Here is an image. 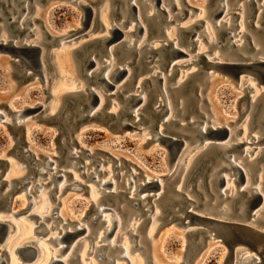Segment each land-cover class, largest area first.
I'll return each instance as SVG.
<instances>
[{
	"label": "rangeland",
	"instance_id": "374dc122",
	"mask_svg": "<svg viewBox=\"0 0 264 264\" xmlns=\"http://www.w3.org/2000/svg\"><path fill=\"white\" fill-rule=\"evenodd\" d=\"M27 2V0H24ZM23 1V2H24ZM40 1V0H39ZM36 1V0H30L29 9L26 15V21L24 22L23 26L30 29V27H37L34 35H28V32L24 30L18 37H16L18 40H25L28 41L35 40L37 38V34L39 36L44 38V41L46 39V35L49 33L51 36H56V33L59 31H74V29L81 28L82 25H80L82 16H81V10L74 4L69 2L68 0H47V1ZM124 3H126V0H123ZM137 3H141L142 0H136ZM216 0H213V3H207V0H181L179 1V8L173 9L171 8L169 15H173L175 13L179 12V9H182L186 12L185 17L183 18H177L174 17L172 19V22L170 23H162V25H165V28L169 31H173L174 35L170 33L171 38L175 37L174 39L177 41V33H179L178 27H184L185 25L195 23L198 25L196 27L198 30H202L203 25L199 22H194L196 20L205 21L210 24V26L213 28V32H217L218 30L213 26V21L210 19V17H205V19L200 18L203 14L196 15V11L198 10V7L203 6L204 11L208 12L209 10H212L213 7L217 4L215 2ZM235 0H227V7H228V14L222 17L221 21H228L230 22L231 18L237 20V16L235 14H238L239 9L237 8V4L241 3V0H238V3L234 4ZM10 4H12L13 8L16 10L12 13V16H17L18 13V6L19 3H14L12 0H8ZM81 4L88 5L90 3V7L92 10L97 12V21L98 25L96 24L93 26L92 24L89 25L87 28L83 29L79 33H76L75 35H72L67 39L68 41H63L61 45H50L47 47V52L53 51L52 55L49 58V62L52 63V66L49 68L44 69V77L45 83L47 84V93L49 94L48 97H45L43 94L42 88L44 87V83L38 79V77H31L27 80H20L19 78H16L15 74L13 73L12 69V61H16L17 59H14V57H11L9 53H3L0 51V110L4 111L6 114L5 119L7 121L2 122L0 119V180H5V183L1 184L0 186V196L3 194L7 189L10 188L11 184L13 182H10V179H16L21 182H26L27 180H31L33 184L38 183H44V188L47 193V200H40L39 195H37V191L33 192V196L38 200L35 205L32 206V209L26 210L24 205V200H27L26 195L24 194L25 186L22 187L18 193H16L12 199H9L5 201V204H2V200L0 198V219H7L13 223V228H10L7 235L4 237L2 241H0V263L4 264H42L41 262L44 261V259L47 256H50V254L56 253L57 246L52 241L54 235L60 234L63 235L64 232L72 231L70 228L83 226L84 224H88V231L85 235H80L78 237V240L80 241L74 248L71 258H74L72 264H80L78 255H80L82 264H127V261L125 259H118L117 255L121 252L120 248L121 244H124V237L127 238V242L129 247L132 245L134 246L132 251H129V255L131 257L135 256V254H138L139 257L142 259L144 264H221L222 261V253H223V247L220 244H212L207 245L206 247L202 248L198 252L194 253H188L190 252V249L188 248L185 239V233L184 228L191 229L194 225H188L187 227H182L181 225L177 224L176 221L162 223V218L160 217L157 219V227L153 229V238L151 239L148 236V232L150 229L147 230L149 221H145L144 224L139 225L140 221L145 218L144 214L137 215L144 209H135L131 203H127L126 196L121 197L120 202H117L116 204H112L111 201H106L104 197V193L102 191H95L94 194H91V191L88 190L87 186H92L94 188H98L96 185H94V180H86V176L80 175L82 172V169L78 168L83 163H88L87 172L91 171L92 169L97 172V168L95 167L97 163H103L104 169L106 172L103 174L98 175V178H108L109 176L113 175L118 169H115V172L112 171V169L119 165V170L125 172V175L123 179H119L118 176L114 177V180L119 183L118 186L115 187V190L118 191H124L125 187L128 185L126 183V180L128 178V175L130 177L131 172L134 175V179L136 181H139L143 177H145V174L154 173L161 176V180L167 184V180H169L172 176H169L171 174V170L169 171L166 166V160H165V152L166 147L163 145H152L151 136L152 131L156 132V128L158 126V123L156 124L155 128H149V125L153 119L148 118L146 111L149 105L150 107H154V101L150 103L151 101V95H150V89L151 87L146 86L145 89H143V92L146 93L149 91L148 95V102L145 106H143L139 110V115H142L144 119L137 122L136 124H133L134 127L142 128L141 131H138L137 129H134L133 127H124L126 128V132L119 129L118 127L116 129H112L110 127V124L112 123L111 120L108 121H99L96 116L93 118H90L89 120H83L80 121L78 126H84L83 129L79 131L78 139H75V133L77 132V126L75 124L73 129V133L67 134L66 137V145H62L65 148V152L62 155H59L61 153V148L59 145L62 144L63 136L60 134L59 129L57 128V125L53 122H50L49 120H43L42 117L45 116L50 111L51 114L59 113L63 109V98L64 95L72 92L81 90L82 87L80 86H87L88 83L96 88V90L100 91V85L98 83H90L93 82L92 80H88L85 77H82L78 71H77V65L75 63V60L73 58V50L81 45L84 41H87L88 39L95 37V36H101L106 33L105 28L102 26H99V9L101 10V15L104 16V23L110 24V20L112 19V15H108V11L114 9L116 6V2L111 3V0H80ZM215 2V3H214ZM264 3V0H255L253 4H251L249 7H246L249 10V17L246 18L245 21H248V19H251L255 14V7L258 3ZM52 3V4H49ZM165 8H168L172 5V0L164 1ZM168 3V5H166ZM181 3V4H180ZM35 4L39 5L40 7L39 13L36 14L35 12ZM35 6V7H34ZM121 6V5H120ZM106 7V8H105ZM122 7V6H121ZM264 6L262 5V13L260 14V22L257 27L258 30L254 29L253 27V21L251 19V26L248 27L249 32L252 34H256L257 36L264 39ZM96 9V10H95ZM246 9V10H247ZM10 12V9L8 10ZM111 13V12H110ZM234 13V15L232 14ZM230 14V15H229ZM157 14H155V18ZM189 15H191L189 17ZM9 16V13L7 15H4L0 18V39L3 38H11L12 36L9 35V30L5 27L3 24V20ZM188 16V17H187ZM114 17V16H113ZM32 18H35V21L32 20ZM230 18V19H228ZM216 20V19H215ZM239 20V19H238ZM8 21V20H7ZM6 21V22H7ZM115 23H119V20L116 19L114 21ZM234 24L233 22H230ZM2 24V25H1ZM16 25V23L14 24ZM1 26H3L1 28ZM253 26V27H252ZM164 27V26H163ZM4 28V29H3ZM122 32H124L123 40L125 41H132L135 36L132 34L126 33V30L129 28L122 27ZM232 27L233 32L240 30L239 28ZM247 28V27H246ZM3 29V31H2ZM204 29V27H203ZM103 30V31H102ZM2 31V33H1ZM221 31H224L223 29L219 30V33ZM2 34V35H1ZM79 36V37H78ZM143 36H146L145 39L142 41V45H149L150 43L152 45H161L166 43V36H160V35H147L145 33ZM228 35L220 34L219 36H216L215 34V40L221 39V42L224 43V41L227 40ZM234 39L241 38L238 34L234 36ZM140 38V37H139ZM183 43L180 44L181 48H184L187 50L191 47L190 44H185V39L182 41ZM185 42V43H184ZM198 43L199 47L194 48L187 52L188 56H181L176 59H171L172 61L176 62L179 61H189V60H195L196 57L194 56L197 52H203L204 55L207 57H214L215 52L218 51L219 60L222 57L228 56L229 50L227 48L219 49L218 45L215 46H209L208 37L206 36L204 38V34L198 37ZM179 46V45H178ZM72 51V52H71ZM70 52V61L66 62L64 59V54ZM118 52V51H117ZM247 52V51H246ZM253 51L248 52L249 54H252ZM231 53V56H233ZM148 55V54H147ZM146 55V57H147ZM115 63L112 66L116 67L121 64H126L127 60L130 61V59H125L121 57V54L115 53ZM117 57L120 59H123L124 62H118ZM156 67L146 70L142 77H147L150 74L158 73L160 71L163 75L167 74V69L163 72L162 69L159 68V62L161 60V55L156 54ZM104 59V58H103ZM142 61L144 60V57H141ZM147 60V59H146ZM117 61V62H116ZM102 62L99 61V65H101ZM153 63H150L147 65V67L153 66ZM199 64H190L186 67H175L173 69L178 70V74H174L172 77H169L166 81V85L172 86L175 82L176 78L182 73L185 74L186 72H189L190 70L196 71L198 69ZM150 70V71H149ZM149 71V72H148ZM212 72V69L207 71ZM134 75V74H132ZM146 75V76H145ZM248 77H241V79L237 80V85L232 84V80L227 77V75L223 73H219L216 71H213V75L211 77L210 82H206L203 84L204 87H202V90L197 92L201 95L199 96L196 105L198 106V111L201 113V115L204 117H200L194 114H188L183 119L181 116V111L179 110V105L177 104L176 99L171 101L172 105V119L179 120V123L183 122H189L192 121L194 118H196L199 121L204 120H210L213 121V117H215V114L220 116L218 122L220 123H228L230 128L235 129L236 127L240 126L244 130V126L246 125L247 121H245L246 116L243 119H240V121L237 122L238 113L241 112L243 109V100H240V95L242 92L240 91L241 86H246L247 84L255 85V80L251 78L250 75H247ZM183 77V78H182ZM133 78V77H132ZM131 77L129 83L133 82ZM229 78V79H227ZM243 78H245L246 81H243ZM136 79V78H135ZM185 79V76H181V81ZM230 80V82H229ZM254 80V81H253ZM169 81V82H168ZM243 81V82H242ZM169 83V84H168ZM241 83V86L239 87V84ZM118 84V83H117ZM117 84L115 86H117ZM144 84L147 85L146 82ZM264 86V85H262ZM262 86L255 85L254 90H259L262 88ZM125 90L122 92V90ZM142 89V87H139L135 90L134 84L132 87H128L127 85H123L118 89V93L104 98V107H102V111H111V112H122L124 110L125 101L121 97L127 96L128 94L132 92H138ZM169 92H171L169 90ZM252 92V91H251ZM111 92H105L104 94H109ZM103 94V93H102ZM120 95V96H119ZM157 95V94H156ZM159 95H157L156 98H158ZM185 98V95L181 93V95L178 97L179 99ZM56 99H59L56 100ZM61 101V102H60ZM201 101V102H200ZM243 101V102H242ZM46 107L44 109H41L39 104H42ZM163 103V101L161 102ZM10 104L16 108L25 107L27 111L31 112L29 115H25L26 117L20 118V120H25V124L19 126L18 128H13V114L12 111H14ZM157 104V101H156ZM122 107V108H121ZM55 110V111H54ZM54 111V112H53ZM222 117H224L222 119ZM122 118H125L122 116ZM148 118V119H147ZM74 119H72L73 121ZM133 119L128 118V122L130 123ZM236 120V121H234ZM213 123L210 122V125ZM70 128V127H69ZM80 128V127H79ZM164 128V134H166L167 126H160L157 130ZM255 127H252L251 129L247 128V136L250 137L251 135L256 134ZM151 130V132H150ZM242 132L233 134L232 137L228 140V142H235L236 139L238 140L242 136ZM250 130V131H249ZM69 132V131H68ZM122 132V133H120ZM130 132V133H128ZM143 134L145 133V137L147 140L145 141L144 138L134 135V133ZM150 132V133H149ZM233 132V131H232ZM264 132V130H263ZM127 136H126V135ZM129 135V136H128ZM74 139V141H72ZM206 142H211V139H204ZM221 140V141H220ZM218 142H222L224 140H227L226 138L220 139ZM200 141L198 139H193V141H189V139H186V147L183 150V155L185 156V162H188V160H191L193 156H197L198 153H200V147L201 143L196 146L197 143ZM196 146V147H195ZM75 148L77 151L76 158L67 157L69 148ZM255 147V151H258L259 149L264 147V144L260 145H252L248 148ZM16 149L19 151L16 152ZM240 149V148H239ZM199 151V152H198ZM19 153V154H18ZM234 155L236 156L237 160H241L242 153L238 151H233ZM264 153V152H263ZM90 154V157L88 155ZM254 154V153H253ZM25 156H28L27 160H25ZM47 156H51L52 159H48ZM252 156V155H250ZM264 156V154H263ZM251 158V157H249ZM46 159H48L51 162H55L53 165L47 167V168H54L50 171H47L42 176L39 174L36 176H33V172L31 171L32 162L37 160L39 163L38 165H41ZM91 160V161H90ZM247 161V158L246 160ZM243 161V162H244ZM264 160L261 158L257 160V166L263 165ZM56 164V165H55ZM76 164V165H75ZM55 165V167H53ZM57 170V172H55ZM226 174L230 173V170H224ZM223 171V172H224ZM256 171V172H255ZM63 172H66L64 174L65 176V184L64 186L68 184H76L75 179L80 180L81 184H83V188L79 190H73L69 187L65 188L63 191L53 190L52 188H55L57 185L54 181V179L50 178V174L54 175H60ZM258 174V169L255 168V170L252 172L251 175V181L250 185H255L256 178ZM256 175V176H255ZM228 176V175H227ZM41 177V178H40ZM168 177V178H167ZM232 180L233 177H229V180ZM178 179H175V181L170 183L171 188L175 189V183ZM8 181V182H6ZM8 183V184H7ZM126 183V184H125ZM164 183L165 188L167 187ZM14 184V183H13ZM187 184V183H186ZM186 184L182 185L180 188L181 192H186ZM16 186V185H14ZM231 188L234 190H237V185L232 183ZM105 190H111L108 189ZM33 191H35L33 189ZM52 191V192H51ZM14 192V191H13ZM153 192V191H151ZM50 193L52 195L50 196ZM261 193L263 195V204L261 207H264V187L261 189ZM10 193L7 195L9 196ZM13 194V193H12ZM189 198H193L194 196L193 191L189 193H185ZM206 194V193H204ZM6 195V197H8ZM131 196V195H130ZM129 196V197H130ZM101 198L100 205L102 206H108L113 209H115V212L120 218L121 226L118 233H114V236L117 235L116 240L114 241L115 248L110 250V245H108V241H101L98 243V240L100 239V232L103 231L106 223H101L100 218H96L95 222L92 220L94 217V209L95 205L92 203L98 199V201ZM124 198V199H123ZM137 198V197H135ZM164 197H162L159 200V207H156L160 210L162 207ZM230 201V199H227L224 201L226 204ZM97 201V203H98ZM242 202V201H241ZM240 202V203H241ZM126 204V207L135 213L131 216H128L126 214H123V210L120 209V206L123 204ZM150 205V204H149ZM221 205V203L219 204ZM218 205V206H219ZM161 206V207H160ZM243 205H241L240 208H242ZM31 208V207H30ZM34 208V210H33ZM93 208V210H92ZM219 207H216L218 209ZM18 210H26L24 213H18L14 217L11 216V213L13 211ZM196 211H201L200 209H194ZM264 210V208H263ZM37 213H42L44 217H48L43 221V224L46 225V227L49 228V231L44 234H38L33 233V228L36 226L38 222H40L36 216L27 217V215H37ZM104 214L111 215L110 212H105ZM264 215V213H263ZM37 219V221H36ZM110 219V218H108ZM80 220V221H79ZM75 221V222H74ZM93 222V224H92ZM91 223V225H89ZM162 225H159L161 224ZM159 225V226H158ZM138 226V231L136 232V228ZM132 229L128 230V229ZM65 230V231H64ZM127 231V232H125ZM133 233L135 236H133ZM1 234V229H0ZM147 237L150 238L147 239ZM37 241V243H40V249L38 252V255L36 257V261H33V263H26L16 259V255H13L14 247L20 243L22 240L25 241ZM138 239V242H137ZM108 240V239H106ZM213 241H210L209 244H211ZM95 244L97 245H106L104 247H99L96 251H92L93 247L89 248L90 245ZM136 246H135V245ZM61 245H64L62 243ZM127 245V246H128ZM91 249L90 253H87ZM106 253L107 259H99V253L100 252ZM98 255V256H96ZM188 257H185V256ZM61 256H64L63 254ZM82 256V257H81ZM77 257V259L75 258ZM111 257H113L111 259ZM61 258V257H58ZM179 258V260H178ZM130 259V258H129ZM178 260V261H177ZM78 261V262H77ZM110 261V262H109ZM177 261V262H176Z\"/></svg>",
	"mask_w": 264,
	"mask_h": 264
},
{
	"label": "bare ground",
	"instance_id": "6f19581e",
	"mask_svg": "<svg viewBox=\"0 0 264 264\" xmlns=\"http://www.w3.org/2000/svg\"><path fill=\"white\" fill-rule=\"evenodd\" d=\"M23 1L24 0H21L20 2H22V3H19V6H18V13L19 14L17 15V18H16V24H18L20 27H22L23 26L22 23L24 24V22L26 21L25 17L27 15V12H28V9H29V5L28 4L30 3V2L27 3L26 1H24V2ZM68 1L71 2V3H74L79 9H80V6L83 5V4H81L80 0H68ZM121 1H123V0H121ZM164 1L166 2L168 0H164ZM179 1H181V0H172V3L170 4V5H172V10L174 8L175 9L179 8ZM217 1L220 2V3H217ZM237 1L238 0H235L234 4L238 3ZM241 1H242L241 3L237 4V8L239 9L238 14H235L237 16V20L236 19H232V18L230 20V22H233L234 24H232L230 22L228 23V21H226V22L221 21L222 17L225 16L226 14H228L227 12L229 10L227 5H226L227 2L223 3L222 0H216L215 1L217 4L213 7V10H215V11L212 14H210L211 10H209L208 12H205L203 6L198 7V10L195 13L197 16L202 13L203 15L200 18H203V19H205V17H207V18L210 17V19L213 21V26L218 30L217 32H215L216 36H219L220 34L222 35V34L225 33L226 35H228V37H227L228 39L226 40L228 46L231 44L230 48H227V50H229V53L227 54L228 56L222 57V58H220V60L218 59L219 58L218 51L215 52V55H217V56H214L212 58L205 56L203 54L204 51L203 52H197L194 55L195 57H197L196 55L200 53V54L204 55L205 58L210 62L209 67H207V71L212 69V72H207L206 75H205L207 77V83L211 81V77L213 75V71L220 72V70H222V68H220L216 64L213 65L215 62L229 63V62L237 61L236 60V59H238L237 55L243 57L242 59H245L246 62H252V61L253 62L254 61L263 62L264 61V39H262L261 37L257 36L256 34H252L251 32L247 31V30H249L248 27L251 26V22H250L251 19L253 21V26H254V27L253 26L252 27L254 29L258 30L257 27H255V26L259 25L260 17H261L260 14L262 13L261 7H262V5L264 6V3L263 2L262 3H258L257 6L254 9L255 10V12H254L255 15L251 19H248V21H245L246 18L249 17V14H251V13H249V10L246 7H249L251 4L247 3L249 5H246L245 1H247V0H241ZM162 2H163V0H158V1H156V0H142L141 3H137L136 0H126V3H124V1H123L122 7H119V9L117 11L118 12V16L114 15V17L110 20V24L109 25L107 23L106 24L104 23V20H103L104 16L101 15L102 12L99 9V14H98L99 26H102L103 28H105L106 33L101 35V36H95V37H97L98 39H101L102 41H106V38H108V37L110 38V33H109L110 30L112 29L113 26L116 25L120 29H123L122 27L129 28L128 30H126V33L132 34L133 36H135V38L131 42L129 40L125 41V40H123L124 32H122V34H121V36H120V38L118 40L117 39L111 40L107 44L103 45L102 53H101V51L99 52V50L97 51L98 48L97 49L95 48L94 51L97 52V55L94 56V52L90 53L89 58H93V61L91 62V64L89 66H87V67L83 66L82 67V73L84 75H81V76L82 77L83 76L84 77L85 76L86 77L87 76L90 77L88 80H92L93 81V82H90V83H98L100 85V87H101L100 91L96 90V88L94 86L90 85L89 83H88L87 86H80V87H82V89L80 91H82L83 94L85 93V99H83V101H84V103L86 105V114L87 115H92L94 117V116H97V114L102 111V107H104L103 105H104V101H105L104 98H107V97H110V96H113V95L117 94L118 93V89L121 86L127 85L128 87H132L133 84H134L135 90L138 89L139 87H142V89L140 91L132 92V93L128 94V95H132V97H133V100L131 99L129 102L128 101L126 102V97H128V95L127 96H122L121 95V97L124 99V101L126 103L125 106H124V108H125L124 111L125 112H129L131 114L133 120H137V119H139V113H138L139 110L143 106H145L147 104V102H148L149 91L144 93L143 89H145L146 86L151 87V89H150V95H151L150 103L154 101V105L155 106L153 108L155 109V111H158V113L160 114L159 118H158V121L156 122V124L159 122L158 126L156 128V132H153V131L151 132V130H150V132L152 133L151 141H152V145H163L165 147V145L162 144L160 139L158 138L159 137L158 135L164 134L163 133L164 132V128L159 129V130H157V129L160 126H162V127L164 125L166 126V124H164V125L162 124L163 121H166V123H167L170 120H176V119H172L171 118L172 117V112H171V110H172V105L171 104L172 103H171V101L176 99L177 104L179 105V110L181 111L182 114L185 113V109L183 108V102H185L186 98H181L180 97V99H179L178 97L181 95L179 90H171V88L175 87L176 85H178L183 80L189 78L190 77L189 74L193 73L195 71L190 70L189 72H186L185 74L182 73V75L185 76V79H183L182 81H181V76L182 75L180 74L176 78V80H175V82L173 83L172 86L166 85V81L168 79H166L165 76L167 74H169L170 66L173 63H176V62L177 63H182V64L188 63V65H190V64H199V63L196 62V59L195 60H189V61H186V60L185 61H179V60H177L176 62H174L171 59H176L178 57H181V55H175V56L173 55V57L171 59H169V61H168L170 66H169V68H167V72H166L167 74L165 75V73H164V75H163L160 71H158V73L156 72L154 74H150V75H153L154 77H153V79H150L149 82H146L144 80V77H142V75H143V73L145 71L144 72H140L139 74H136V75H132L131 68L127 64L129 62V60H127L126 64H121V65H118V66L112 68V66L115 63V59H116L115 53H118L119 51H121L119 53L121 54V57L124 58V60L125 59H130L131 60V57L133 58L132 61L133 60L136 61L138 59L137 56H138L139 49L142 46V41L146 37V36H143V35L146 33V28H147L146 26L148 25L147 20H149V19L146 18L147 16H149V18H155V14H160L161 13L160 10H159L161 8V9H163V11H165V15H164L165 18L167 16L168 20H170L172 22V19H174V18H172V15L168 14L171 9H170V7L165 8V4L162 3ZM49 4H52V3H49ZM117 4L118 3H116L115 7L118 6ZM130 4L133 5V8H130V6H129ZM166 5H168V3ZM35 6H34L35 7V12L37 14V13H39L40 7H38L39 5H37V4H35ZM217 11H218V13H216ZM110 12L111 11L109 10L108 11V15L109 16H111ZM95 13H96V19H97V12H95ZM213 14H215V15H213ZM232 14L234 15V13H232ZM185 15L183 17H185ZM190 16L191 15H189V17ZM8 17H9L8 21H10V20L14 19L15 16H12V13H10V15ZM183 17H181V18H183ZM116 19L119 20V23H115L114 22V21H116ZM228 19H230V18H228ZM32 20L35 21V18L34 19L32 18ZM198 20H196V21H198ZM123 21L125 22V25H122ZM205 21L206 20H204V22L200 21V23L203 25L204 29H203V27H202V30H198L197 28H195V29L191 28L192 29L191 30L192 33L189 34V36L184 37V36H181L179 33H177V35H178L177 41L174 39L175 37L171 38V35H169L171 33L172 36H173L174 35L173 31H171V30L168 31L167 30L168 28L166 29L165 25H163L164 29H163V35L162 36H166V38H167L166 41L168 40L171 43L170 46L168 47L167 51L169 52L171 47H177L178 49H180L181 51L186 53L185 57H187L188 56L187 52H190L191 50L187 51L184 48H181L180 44L183 43L182 41L184 39H185L186 42H190L191 40H195V49H196V48L199 47L198 37L201 36L202 34H204V38L206 36L208 37V41H209V45L210 46L218 45V48L222 49L223 47H221V45H223V43L221 42V39L217 38L216 41H214L215 40V34L213 32V28L210 26V24L208 22H206V24H205ZM91 24H92V19H90L89 23L86 26H83L82 25V19H81V22H80V25H82L81 28H78V29L75 28L74 31H68V30L67 31L64 30V31H61V32L58 31L56 33V36H52V37L56 38V43H57L56 45H61V43L63 41H68L67 39H69V37H71L72 35H75L76 33H79L80 31H82L83 29L87 28ZM191 24H193V23H191ZM191 24L185 25L184 28L185 27H189ZM229 25H232V27H234V28H239V26H240V30H237V31L233 32L232 27L230 28ZM2 27L3 26H1V28ZM24 28H25L24 30H26L28 32V35H34L35 32H37L36 31V29H37L36 26L35 27H33V26L30 27V29H28L27 27H24ZM3 29H2V31H3ZM221 29H223V30L226 29V30L223 31L224 33H222V32L219 33V30H221ZM2 31H1V33H2ZM237 34L240 37H242L243 40L241 38L234 39L235 38L234 36L237 35ZM19 35H17L16 37H18ZM47 35H49V33ZM16 37L10 39V42L13 45H16V46H21L23 44L24 45H36V46H38L40 48L41 55H42V53L45 50L44 45H45L46 41H44V38L41 37V35L39 36V34H37V38H35V40H31V41H28L27 39H25L23 41L22 40L20 41ZM95 37H92V38H90L88 40H91V39H93ZM7 39H9V38L8 37L7 38L6 37L5 38L1 37L0 42L1 43H5L7 41ZM87 41H84V42H87ZM83 43H81V44H83ZM117 43L119 45H116ZM246 44H249L251 46V48L248 49L246 47ZM123 46L124 47L130 46V47L133 48V50L135 49L136 51L134 50V54L132 53L133 56L132 55L126 56L122 52V47ZM147 46H151V47L155 48V47H159L160 45H152L150 43ZM99 48H100V46H99ZM92 50H93V48H92ZM0 51L3 52V53H9L11 55V57H14V59L18 60V58H21L22 60L28 61L27 59H25V58L23 59V57H20L22 55H18L16 52H12L11 53V52H9L7 50H0ZM250 51H253V53L248 55V52H250ZM52 52L53 51L49 52L50 53V57L53 56ZM160 53L162 54V52H160ZM231 53H234V54H232L233 56H231ZM63 57H64L66 62H69L70 58H71L70 57V52L65 53ZM155 57H156V55H153L151 58H149V59H151L150 60L151 63L154 62V65L150 66V70H151V68L156 67V61L158 59H156ZM182 57H183V55H182ZM39 61H40V65H38V67L37 66L36 67L38 69L40 68V70H41V74L40 75L41 76L39 77L37 75V73H33L32 77H38V79H40L44 83L43 85L47 89V86H46L47 84L45 83V78L46 77H44V75H45L44 74V69H43L44 65H43L42 58L40 57V54H39ZM99 61L102 62L101 65H99ZM117 61L118 62L119 61L120 62H124L123 59H120L119 57H117ZM51 65H52V63H51ZM188 65H186V66H188ZM28 66L29 67L25 68V72H27V73H30L31 69L36 68V67H33L30 64H28ZM186 66H184V67H186ZM122 68L124 69V71H121ZM121 72H123V74ZM118 73H121L122 76H118ZM178 73L179 72L177 70V74ZM254 73H255V71H253L252 69L251 70L246 69V71L244 73H242L244 75L240 74L241 76L237 77L236 79H232L230 76L227 75V73H226V75H227V77H229L232 80V82L234 81V85H237V80L241 79V77H248L247 75H250L251 78L255 80V85H258V86L264 85V83L260 82L256 77L253 76ZM223 74L225 75V73H223ZM130 77L131 78L133 77L132 78L133 82H131V83H129V81L131 80ZM243 81H246L245 78H243ZM144 82H146L147 85L144 84ZM196 82L198 83L199 80L196 81ZM116 84H117V86H115ZM255 85L254 84L253 85H251V84H247L246 85V87H249V90H248V102H246L247 106L246 105L244 106V104H243V109H242L243 111H241V114H240V116H239V118L237 119V122H236L238 124L240 119H243L246 116L245 121H247V123L244 126V130L242 128H240V126L236 127L235 129H233V128L231 129L230 126L228 125V123H230V122L225 123V124L218 122L217 119H219L220 116L218 117V115L215 114V117H213V121H210V120H207V119L206 120L203 119L201 121V123L198 124V126H197L198 128L197 129L192 131V133L188 132L191 135H193V134L196 135V137H194L193 139H198L200 141L199 143L196 144V146H198L200 143L202 144L201 147H200V152L202 150L206 152L207 149H208L209 143H216L217 144L216 147H218L219 149L223 150V157L225 159H222L221 162L227 168L223 169V170H221L219 172V175L222 177V184L218 185V187H215V189H217L219 192L223 193V196H229L230 198H233V200L236 199V198H234L236 196L235 195L236 190L233 191V188H231V187H233L232 183L237 185V190H242L243 193H245V197L251 196L254 191H259L260 192L261 201L259 202L258 205H256L252 209L253 215L248 220V222H251L252 225H257V222H261V221L264 224V215H263V213H264L263 208L264 207L263 208L261 207V205L263 204V195L261 193V189L264 187L263 186L264 185V163H263V165L257 166V160H259L260 158L262 160H264V156H263L264 147L259 149L256 152H253L256 149L255 147H252L250 149L248 148L249 146H252V145L264 144V132H263V130H264V86H262V88H260L259 90H254V86ZM240 86H241V83L239 84V87ZM201 87H204V86L198 84V90H200ZM169 90L171 92H169ZM108 91L111 92V93L104 94L105 92H108ZM124 91L125 90L123 89L122 92H124ZM87 94H88V96H87ZM156 94L159 95L158 98H156L157 97ZM56 100L59 101V99H56ZM156 101H157V104H156ZM162 101H163V103H161ZM244 101H245V99H244ZM39 105H40L39 107L41 109H44L46 107V105L44 106L43 103L39 104ZM253 105H254V107H253ZM261 105H263L262 108H261ZM150 106L151 105H149V107ZM158 106H160V107H158ZM257 106H259L260 108H258V111L256 113L255 112V108ZM10 107L14 110V111H12L13 124H16V125H22L23 124L24 125L26 121L24 119L20 120V118L26 117L25 115H29L31 112L27 111L25 107L16 108V107L12 106L11 104H10ZM260 109H262V113H260ZM108 112H111V111H108ZM51 113L52 112L50 111L47 114H51ZM111 113L116 115L117 112H111ZM146 114H147L148 118L152 119V114L151 113H149L147 111ZM5 117H6L5 112L0 110V119L4 123H5V121H7L5 119ZM183 118L184 117H182V119ZM223 118L224 117H222V119ZM125 121H126V117L122 118V116H121L120 119H119V123L123 124V123H125ZM177 121L179 122V120H177ZM234 121H236V120H234ZM210 122H212L213 124L210 125ZM126 123H129L128 119H127ZM220 125H223V126L225 125L227 127L228 132L226 133L225 137H223V138H226L227 140H224L222 142H218L220 139H223V138H216V139H211V142H206L204 139H210V138L205 136V131H204L205 127L215 128V127L220 126ZM77 127H78L77 128L78 130H77V132L74 135L75 139L76 138L78 139V135H80L79 131L84 128V126H82V125L81 126H77ZM129 127H133L134 129H137L138 131L142 130V128H139L137 126L136 127L129 126ZM172 127L173 126H171V125H167V129L168 130H171ZM252 127L256 128V129L253 128V129H255L256 134L251 135L250 137H248L247 136L248 135L247 134V128L251 129ZM121 129H123L122 132L123 131L126 132V128L122 127ZM236 130H237V132H236ZM242 130H243V133H242L241 138H239L238 140L236 139L235 142H231V143L228 142V140L232 137L233 134H237L239 132L241 133ZM122 132H120V133H122ZM183 132H187V131L183 130ZM128 133H130V132H128ZM138 133L139 132L134 133V135H136V136L139 135V137L144 138L145 141L147 140V138L145 137V135H146L145 133H143V134H138ZM185 143H186V140H184L183 147H181L179 149V151L177 152V154H176V156H175V158L173 160H171V161L168 160V151L167 150H166L165 155H164L165 156L164 158L166 160V166H167L169 171L170 170L172 171L171 174L168 175V177L172 176L170 179H172V178L178 179L177 182L175 183V186H174L175 189H177V190H179L181 188V186L183 185L182 182L184 181L185 174L188 171L189 167L191 166L193 160L195 159V156H193V157H191L192 158L191 160H188V162H185V156L183 155V150L186 147ZM233 143H241V145L239 146V148H240L239 151L242 153L241 160H239V159L237 160L236 156L233 153V151H235V150H231V148H230L231 144H233ZM76 155H77L76 149L74 147L73 148L72 147L69 148L67 157L76 158ZM250 155H252V156H250ZM47 157H48V159H52L51 156H47ZM88 157H90V154L88 155ZM249 157H251V158H249ZM246 158H247V161H244V160H246ZM48 159H46L41 165H38L39 163L37 162V160L32 162V166L33 167H31V171L33 172V176H36L38 174L40 176H42L47 171H50V170L54 169V168H47V167H49V166H51V165H53L55 163L54 161L51 162ZM89 163H90L89 161H88V163H83L78 168L82 169V172L80 173V175H84V176L87 177L85 181L93 179L94 180V185H96L98 187L96 189V188H94L92 186L91 187L87 186L88 190L91 191V194H94L93 192H95V191H102L103 193L109 192V191H112L113 193L118 192V190H115V187L118 186L119 183H117V181L114 180V177L118 176V178L122 180L124 175H125V172L119 170L120 169L119 165H116L112 169L113 172H115V169H118V170L113 175L109 176L106 179V178H98V175L103 174L104 172H106L105 169H104V164L103 163L99 162V163L96 164L95 167L97 168V172H95L92 169L91 171L86 173ZM55 165L53 167H55ZM255 168L258 169V174H257V178H256V182L257 183L255 185L251 186L250 185V181H251L250 177L252 175V172L255 170ZM227 169L230 170L229 174H226V172L224 171V170H227ZM55 172H57V170ZM239 173L242 175V181H240L238 183H235L236 180H238V176L237 175ZM64 174H66V172H63L60 175H54L52 173L50 174V178L54 179V181H55V183L57 185L55 188H52V191L53 190H57V192L58 191H63L65 188H67L69 186H71L70 188L73 189V190H79V189L83 188V187L82 188L79 187L81 182L78 179H75L76 184H73V185L68 184V185L64 186L65 181H66ZM229 177H233V179L229 180ZM160 178H161V176L158 175V174H154V173H149L148 174L147 173V174H145V177H143L139 181H136L134 179L133 173L131 172L130 177L128 175V178L126 180V183L128 185L124 189L125 195L121 196V197L126 196V200L127 199H131L129 201V203L132 202L131 205L135 209H137V208L138 209H144V212L142 214H144L145 217L147 218L146 221L147 222L149 221L147 230L150 229L149 232H148V236L151 239L153 238L152 237L153 236V229L155 227H157V222L156 221H157V219L160 218L159 216L167 215L166 216L167 218L170 217V214H166V213L161 214V211L158 208L156 209V207H159V200L160 199L158 201L155 200V199H157L159 197V195L165 189V186H164L165 182H163ZM175 179H174V181H175ZM200 179H198V180L200 181ZM12 181H13V179H10V182H12ZM153 181L156 182V184H157L156 187H154V188L149 187V185H150L149 183L153 182ZM6 182H8V181H6ZM186 183L187 184H186V190H185L186 192L185 193L188 192L187 190H190V185H191L190 181H188ZM24 186H25L24 194L26 195L27 200H24L23 203H24V205L26 204V206H25L26 210L30 211V209H32V206L35 205L37 203V201L39 200V199L37 200L33 196V194H32L33 192L37 191L36 193H37V195H39L41 201L42 200H44V201L47 200V197H48L47 195L49 194V192L47 193V191H45L44 183L33 184L30 179L27 180L26 182H21L20 185L17 186L18 188L13 192L12 198ZM107 187H109L108 189H111V190H105V189H107ZM33 189L35 191H33ZM151 191H153V192H151ZM51 195H52V193H50V196ZM186 196H187V194H186ZM135 197H137V198H135ZM187 197H189V196H187ZM101 198H103V197H100L99 201H98V199H96L95 203L92 202L95 205L94 217L92 218V220L97 222L96 218H100V220L102 221L101 223L108 222V224L106 223L103 231L100 232V236H99L100 239L98 240V243L103 241V240L108 241V245H110V250H112L113 248H115V245H114L115 242L114 241L117 238V235H115V237H113V236H114L115 231H116V233H118V231L121 229L120 228L121 221H120L119 216L115 212V209H113L111 207H108V206L100 205V203L102 204ZM134 199L135 200L140 199L141 200L140 203H141V205H143V207L140 208L138 206V204H136V201H134ZM206 199H207L206 197L203 198V200H206ZM227 199L228 198L222 200L220 202L221 205H219L220 203L218 204L219 206L217 205L219 207L218 208V214L216 215L217 217H227L226 213H228V211H229L228 202L226 204L224 203V201H226ZM105 200L113 202L112 204H116L117 202H120L121 199L119 198L118 195L115 194V195L109 196L108 198H105ZM97 201H98V203H97ZM209 201H210V203H213L214 202V198L213 197L210 198ZM240 202L239 201H235L234 202V205L236 206L235 211L238 214L240 213V210L243 208V207L240 208L241 205H243V202H241V203ZM127 203H128V200H127ZM127 203H125L122 206H120V209L123 210V214L131 216L135 212L130 210V209H128L126 207ZM104 208H107V209H104ZM201 209L204 210V208H201ZM26 210L13 211L11 213V216L14 217L18 213H22V212L24 213V211H26ZM33 210H34V208H33ZM203 210H201V211H203ZM106 211L110 212L111 215L104 214ZM209 211H216V209H211ZM209 211H206L204 213L211 214ZM97 214H98V216H97ZM137 215H141V213H138ZM31 216H36V218L40 221V222L36 223L37 224L36 226H34L33 233H35V234L37 233V235H38V234H44V233L49 231V228L46 227V225L43 224V221L45 219H47L48 217H44L42 215V213H37V215H32V214L27 215V217H31ZM108 218H110V219H108ZM37 219H36V221H37ZM141 221H140L139 225L141 224ZM172 221H176V220L175 219H171L168 222H172ZM89 225H91V223ZM159 225H161V224H159ZM188 225H192V224H188ZM188 225H183L182 224L181 226L182 227H187ZM138 226L136 228V232L138 231L137 230ZM70 229H72V231H74L76 229H78L80 231H79L78 234H76V235H74V236H72L70 238H65L64 240L62 239V236L66 232H68L67 230L66 231L64 230L65 232H64L63 235H60V234L54 235L52 241L57 246L56 253L50 254V256H47L44 259V261L41 262L42 264H50L53 259H60L63 264H69L68 260L71 258V254H72L75 246L81 241V240L80 241L78 240V237L80 235H83V234L85 235L89 228H88V224H84L83 226L79 225V227H74V228H70ZM184 229H185L184 233H186V231L189 230L188 228H184ZM128 230L132 231L131 228L128 229ZM72 231H69V232H72ZM125 232H127V231H125ZM88 234L85 235V236H88ZM133 236H135L134 233H133ZM149 237H147V239L150 240ZM106 239H108V240H106ZM124 239H125L124 244H121V247H119L121 252L117 255V258L118 259H125L127 261V264H144L142 259L139 257L138 254H135V256H133V257H131L129 255V251H132L134 246L132 245L131 247H129L128 242H127V238L124 237ZM26 240L27 239H25V241L22 240L20 243H18L14 247L13 255L15 254L16 257H17L16 259H18V260H21L23 262L26 261V263H33V261H36L34 259H36L37 255H38V252H39V249H40V243H37L36 240L35 241H29V240L26 241ZM210 241H213V242L211 244H209ZM137 242H138V239H137ZM25 243H31L35 247L34 248L35 250H33L30 254H28V257L24 258V257L19 255V251H17V250H18V248L20 246L24 245ZM62 243H64V245H61ZM207 243H208V246L212 245V244H217V243H219V239L217 237H210L208 239ZM101 246L104 247L106 245H100L99 244V245L96 246L95 244H93V245H90L89 248L93 247L92 251H94V250L96 251ZM90 252H91V249L87 253H90ZM62 254L64 256H61ZM223 254H225V248L224 247H223L222 255ZM232 254H233V257H232V260H231L230 264H263L262 262L259 261V259H258V257L256 255L252 254V252H250V250H248L246 248L243 249V250H238V249L235 248ZM98 255L100 257L99 259H101V260L108 258L106 256V253L103 254L102 251ZM98 255H96V256H98ZM58 257H61V258H58ZM78 258H79V263L82 264L80 255H78ZM112 258L113 257H111V259ZM178 260H179V258H178Z\"/></svg>",
	"mask_w": 264,
	"mask_h": 264
},
{
	"label": "water",
	"instance_id": "95a60500",
	"mask_svg": "<svg viewBox=\"0 0 264 264\" xmlns=\"http://www.w3.org/2000/svg\"><path fill=\"white\" fill-rule=\"evenodd\" d=\"M14 3L20 2L21 0H12ZM39 1V0H36ZM40 1H47V0H40ZM39 1V2H40ZM158 1V0H156ZM223 3H226L227 0H222ZM30 0H27V3H29ZM116 2L118 3L117 7L111 10L112 18L114 15L118 16V9L123 5V1L121 0H111V3ZM207 3H213V0H207ZM217 3H220L217 1ZM246 5H249L247 3L253 4L254 0H247L245 1ZM88 5H81V16H82V25L86 26L90 19H92V25L96 26L98 25V21L96 20V11L94 12L92 8ZM121 5V6H120ZM130 8H133V5H129ZM172 6H170V9ZM216 8V7H215ZM10 9V12L8 10ZM96 10V9H95ZM160 14H157V18H149L147 20L148 25L146 26V33L147 35H163V25L162 23H170L171 21L168 20V17L165 18V11L163 9H159ZM16 10L13 8V6L8 2V0H0V18L4 15H7L9 13H13ZM93 11V12H92ZM215 10H211L210 14H212ZM218 13V11L216 12ZM186 14L185 11L182 9H179L178 13H175L172 15V18L177 17L181 18ZM215 15V14H213ZM92 17V18H91ZM154 17V16H153ZM8 16L3 20V24L5 27L9 30V35H11V38L16 37L17 35L21 34L24 31V27H20L18 24L14 25L16 23V17L14 19L7 21ZM7 21V22H6ZM196 23L199 22L195 21ZM23 25V23H22ZM122 25H125V22H122ZM247 25V24H246ZM116 26V25H115ZM113 26L110 30V38H106V41H102L101 39H98L97 37L88 40L87 42H84L79 47L75 48L73 50V58L75 60V63L77 65V71L80 75H84L82 73V67H87L91 64L93 61V58H89V55L91 52H94V56L97 55V52H95V48L99 52L103 50V45L107 44L111 40L119 39L122 31L118 26ZM198 27L195 23L191 24L189 27H178L179 34L181 36H189V34L192 33V29ZM231 28L232 25H229ZM192 28V29H191ZM226 30V29H224ZM224 33L223 31H221ZM10 38V39H11ZM10 39H7L5 43L0 42V50H7L9 52H16L18 55H22L20 57H23V59H27L28 61L22 60L21 58H18L17 61H12V69L13 73L15 74L16 78H19L20 80H27L32 77L33 73H37V75L40 77L41 70L38 69V65H40L39 61V54L43 61V69L51 67V63L49 62L50 53L47 52V47L54 44L56 45V38L52 37L50 35L46 36V43L44 45L45 50L44 52L40 53V48L36 45H21L16 46L13 45L10 42ZM228 39V38H227ZM120 43V42H119ZM185 43V42H184ZM170 41H166V43L161 44L159 47H151L147 45H142L138 52V59L136 61L131 60L127 63L128 66L131 68V73L136 75L140 72H144L150 67H147L151 62L149 58H151L153 55L161 54V60L159 62V68L162 69L164 72L165 69L169 68V59L173 57V55H183L186 56V53L178 49L177 47H171L170 51L168 52L167 49L170 46ZM190 44L191 47L187 49V51H190L195 48V40H191L190 42L185 43ZM226 44V45H225ZM116 45H119L118 43ZM231 45V44H230ZM230 45L228 46L227 41H224L223 45L221 47L223 48H230ZM100 46V48H99ZM210 46V45H209ZM213 46V45H212ZM246 47L249 49L251 46L249 44H246ZM93 48V50H92ZM101 49V50H100ZM117 50V49H116ZM135 50V49H134ZM134 50L132 47H122V52L126 56L134 54ZM119 51V50H118ZM136 51V50H135ZM121 52V51H119ZM148 56L146 57V55ZM169 54V55H168ZM137 55V54H136ZM133 56V55H132ZM135 56V55H134ZM144 57L145 61L141 60V57ZM196 62L199 63L198 69L189 74V78L183 80L175 87H172L171 90H179L180 93L185 95V102H183V108L185 109V113H183L180 117H186L188 114H194L200 117H203L201 113L198 111V106L196 105L197 100L200 96L198 94V91L202 90V87L200 90H198V84L203 86V83L207 82V77L205 76L207 73V67H209L210 62L205 58L202 54L196 55ZM236 59L237 61L225 63V62H215L213 65H217L222 70H220L219 73H227L228 76H230L232 79H236L237 77H240L241 75H244L246 69L253 70L255 73L253 74L254 77H256L260 82L264 83V61H252V62H246L245 59H242L243 57L237 55ZM240 58V59H239ZM147 59V60H146ZM158 61V60H157ZM28 64L32 65L33 68L31 69L30 73L25 72V68L29 67ZM188 65L182 64V63H173L170 66V72L165 76L166 79L169 77H172L174 74H176L177 70L173 69L174 67H184ZM121 71H124L122 68ZM123 74V72H121ZM121 73H118V76H122ZM241 74V75H240ZM117 76V77H118ZM84 77V76H83ZM86 77V76H85ZM153 75H149L148 77L144 78L146 82H149L150 79H153ZM90 77H86V79H89ZM203 79V80H202ZM229 79V78H227ZM199 82L197 83L196 81ZM203 81V82H202ZM230 82V80H229ZM234 85V81L232 82ZM109 85V84H108ZM43 94L45 97H48L49 94L46 92V87L42 88ZM248 90L249 87L241 86L240 91L242 94L240 95V99L244 101V106L246 105V102H248ZM88 96V94H87ZM85 99V93L83 94L82 91H73L70 93H67L64 95L63 98V109L59 113L55 114H46L42 117L43 120H49L50 122H53L57 125V128L59 129L60 134L63 136L62 144L59 145L61 148V153L59 155H62L65 152V148L62 145H66V137L67 134L72 135L73 127L75 124L78 126L80 121L83 120H89L90 118H93L92 115L86 114V105L83 101ZM133 100L132 95H128L126 97V102ZM247 106V105H246ZM160 107V106H158ZM254 107V105H253ZM263 105H261V108ZM259 106L255 108V112L257 113ZM147 111L152 114V119L149 128H155L156 122L159 118L158 111H155V109L152 107H148ZM146 111V113H147ZM243 111V110H241ZM260 113H262V109H260ZM241 112L238 113V117L240 116ZM121 116L126 117L127 119L130 117L132 118L131 114L129 112H125L122 110V112L119 111L115 114L108 112V111H101L97 114L95 118H97L99 121H108L111 120L112 123L110 124V127L112 129H116L117 127L121 129L122 127H129L134 126L133 124H136L137 122L141 121L143 118L142 115H139V119L132 120L130 123H119V119ZM204 118V117H203ZM72 119H74L72 121ZM133 119V118H132ZM148 119V118H147ZM201 121L194 118L192 121L184 122L183 124L179 123L177 120H170L166 123V121H163L162 124L171 125L173 126L171 130L167 131L166 134L158 135L160 141L162 144L165 145L167 151H168V160L171 161L175 158L177 152L181 147H183V142L186 139H189V141H193V138L196 137V135H191L189 133H192L195 129H197L198 124H200ZM230 124V123H228ZM14 129L18 128L21 125H12ZM70 127V128H69ZM179 129H178V128ZM174 129V130H173ZM183 130H186L187 132H183ZM69 131V132H68ZM205 136L210 139H216V138H223L225 137L226 133L228 132L227 127L224 125L217 126L215 128L205 127ZM189 132V133H188ZM237 132V130H236ZM74 141V139L72 140ZM216 143H209L207 151H201L197 154L195 159L193 160L191 166L189 167L188 171L185 174L184 181L182 182L183 185L186 184V182L190 181V190H187L189 192L193 191V198H189L186 196L184 192H181L180 189H174L171 188L170 183L174 181L175 178L167 180V187L164 189V191L159 195V197L155 200H159L162 197H164L162 202V207L160 209L161 214L166 213L170 214V217L167 218L163 215L159 216L162 218V223H167L171 219L177 220V224L180 225H188L192 224L194 225L193 228L189 229L185 233V239L186 244L188 248L190 249V252L188 253H194L200 251L202 248L206 247L208 245L207 241L210 237H217L219 239V243L222 245V247L225 248V254L222 255V261L221 264H230L232 257H233V251L234 249L243 250L248 249L252 254L256 255L260 262L264 264V224L263 222H257V225H252L251 222H248L249 218L253 215L252 209L259 204L261 201V195L259 191H254L253 194L249 197H245V193H243L242 190H236L235 192V200L233 198H230L229 196H223L222 192H219L215 187H218V185L222 184V177L219 175V172L223 169H226L227 167L224 166V164L221 162L222 159H225L223 157V150L216 147ZM241 143H233L231 144V150L238 151L239 146ZM19 150L16 149V152ZM19 154V153H18ZM28 156H25V160H27ZM238 180H236L235 183H238L242 181V175L239 173ZM201 178V179H200ZM200 179V181L198 180ZM12 185L10 188L5 191L3 194H1L0 198L3 201L2 204H5V201L12 199V193L15 191L20 185L19 181L16 179H13ZM5 183V180H0V186L1 184ZM149 187H156V182H150ZM16 185V186H14ZM84 185L80 183L79 187L82 188ZM264 186V185H263ZM8 193L9 196L7 195ZM206 193V194H204ZM118 195L121 199L122 195H125L124 191H118L116 193H113L112 191L105 192L103 195L105 198H108L112 195ZM6 195L8 197H6ZM206 197V200H203V198ZM214 198V202L210 203L209 199ZM242 197V198H241ZM230 198V201L228 200V208L229 211L226 213L227 217H217L218 214V207L217 205L224 199ZM242 199V200H241ZM128 202L131 199H127ZM136 204L141 208L143 205L140 203V199H137ZM235 201H242L243 202V208L240 210V213H236L235 209L236 206L234 205ZM135 205V204H134ZM175 207V208H174ZM201 208H204L201 209ZM107 209V208H104ZM194 209H201L203 211H196ZM211 209H216V211H209ZM93 210V208H92ZM95 210V209H94ZM206 211H209L211 214L204 213ZM144 212L141 211L142 214ZM98 216V214H97ZM147 218L145 217L141 224H144ZM102 222V221H101ZM93 223V222H92ZM161 223V225H162ZM13 223L7 219H0V241L4 239V237L7 235V233L10 231V228H13ZM139 225V226H140ZM80 230L76 229L72 232H66L62 239L70 238L76 234L79 233ZM35 247L31 243H25L24 245L20 246L17 251H19V255L22 257H28V254H30ZM185 257H188L187 255ZM77 259V257H75ZM74 258H70L69 264H72ZM78 262V261H77ZM4 264V263H0ZM50 264H63L60 259H53Z\"/></svg>",
	"mask_w": 264,
	"mask_h": 264
}]
</instances>
